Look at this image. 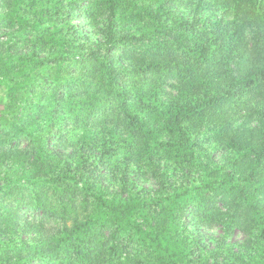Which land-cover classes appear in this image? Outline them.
<instances>
[{"label":"trees","instance_id":"trees-1","mask_svg":"<svg viewBox=\"0 0 264 264\" xmlns=\"http://www.w3.org/2000/svg\"><path fill=\"white\" fill-rule=\"evenodd\" d=\"M4 1L6 4L0 5L5 7L4 15L16 9L20 27L27 26L32 19L29 16L20 18L21 13L30 12L37 20L41 17L48 19L57 16L62 7V4L47 0H27L23 4ZM188 1L87 0L85 18L90 31L82 33L85 42L92 32V17L95 15L90 5L96 3L107 6L111 13L110 30L122 21L129 27L131 34L122 37L126 48H142L144 51L141 58L144 67L138 70L132 81V90L121 101L128 124L140 130L138 142L146 150L167 155L178 167L187 164L190 169H195L203 189L195 180H186L187 186L181 185L170 196L158 201H141L137 194L126 199L125 190L111 200L98 196L94 205L83 206V222L79 220V214L68 217L67 210L62 209L65 214L60 216V224L64 233L69 231V219L74 229L71 235H61L54 243L62 246L69 257L73 252L80 255L83 251L86 256L83 264H97L104 259L125 264L133 252L151 257L153 264H208L201 256L200 245L208 248L209 245L202 242L200 232H189L183 220L184 210L192 206H188V195L193 192L201 195L202 190H209L214 195L227 193L232 197L231 202L220 200L226 211L219 212L217 208L209 211L204 206L199 214L201 218L198 220H205L207 224L212 216H217L224 232L245 231L240 220L248 212L255 213L257 218L264 214V72H245L248 64L258 66L264 57L259 24L251 36L245 33V22L240 17L233 19L234 10L224 7L236 0H218V5L223 8L219 16L205 18L198 15L205 8L203 5L208 4L207 0H202L194 10L189 9ZM252 2L258 3V0ZM77 3L78 0L67 2L68 15H73L72 9ZM187 9L188 13L184 14ZM133 27L134 32L131 31ZM69 35L62 38L63 49L58 50L51 60L56 66L70 58L73 41L80 40L78 36ZM39 47V53L44 54V42ZM75 47L82 48L83 45ZM41 54L34 53V56L43 64L51 52L48 50L46 57ZM105 61L108 71H114L107 53ZM60 69L71 72L68 65ZM159 73L173 76L177 81V95L173 100L160 102L153 99L150 89L144 88L146 78ZM230 102L237 107L233 118L227 112L219 115L217 109ZM192 121H198L212 131V139L222 145L226 154L222 162L203 150L199 135L192 136ZM152 159L149 155V160ZM168 167L165 164V168ZM199 200L203 201V198ZM230 203L235 206L233 211H227ZM193 221L196 224L195 217ZM147 225L149 228L144 229L143 226ZM76 232L80 235L76 236ZM97 235L103 237L98 244L95 242ZM24 239L20 240L23 242ZM74 239H80V245L73 247ZM110 240L114 241L111 246L108 244ZM219 240L218 248L224 245L221 238ZM236 243H226L228 256L223 259L224 264H229L232 253L239 258ZM230 246H234V250ZM259 249L261 260L254 264H264V246L257 240L254 256ZM209 250L211 248L206 251ZM92 252L96 255H89ZM17 258H22L21 253H17ZM36 259L39 257L33 254L27 264H34ZM212 262L217 264L216 257L212 256ZM64 264H71V259Z\"/></svg>","mask_w":264,"mask_h":264},{"label":"clouds","instance_id":"clouds-1","mask_svg":"<svg viewBox=\"0 0 264 264\" xmlns=\"http://www.w3.org/2000/svg\"><path fill=\"white\" fill-rule=\"evenodd\" d=\"M90 7L95 15L87 42L83 39L75 42L82 48L72 44L70 58L58 65L60 68L68 65L71 75L63 71L56 75L55 68L33 69L31 61L19 74L8 70V64L17 61L8 59L5 42L4 64L0 67V264H27L33 254L39 257L34 264H64L69 258L71 264H83L86 259L83 251L80 255L73 252L69 257L62 246L54 243L61 235H71L74 229L69 219V231L64 233L60 224V216L65 214L62 209L67 210L68 217L79 214L83 222V206L94 205L98 196L111 200L125 190L126 199L137 194L141 201H158L181 185L187 186L186 180H195L203 189L195 169L187 164L178 167L167 155L146 150L138 142L140 130L128 124L121 101L132 90L138 70L144 67L141 60L144 51L128 48L123 52V61H117L115 58L127 47L122 37L131 34L129 27L122 21L110 30L112 16L107 6L93 3ZM216 7L223 10L220 5ZM224 7L234 10L233 19L240 17L245 22L243 30L249 36L259 24L264 49V0L258 3L236 0ZM109 48L112 72L105 61V50ZM253 71L264 72V57L258 66L245 67V72ZM57 85L62 87L58 89ZM48 137L51 139L46 149ZM218 146L209 143L204 149L211 153ZM222 155L218 153L217 160L222 162ZM165 164L169 165L167 169ZM215 199L231 202L232 197L220 193ZM216 208L226 211L221 204H216ZM234 208L230 203L227 211ZM203 210L204 203L199 199L184 210L189 217V232L193 217L200 219ZM240 226L245 231L237 236L235 248L239 258L232 253L229 264H250L256 241L264 246V214L257 218L255 213L248 212L240 220ZM21 231L26 233L23 242ZM101 239L97 235L96 244ZM113 242L108 241L109 246ZM218 244L219 239L211 250H202L201 256L208 264H213L212 253L220 250ZM78 245L80 239H74L73 247ZM18 252L22 255L20 259ZM89 255L95 256L96 252ZM141 262L153 264L151 257L137 252L125 264ZM97 264L115 262L104 259ZM217 264L224 261L221 259Z\"/></svg>","mask_w":264,"mask_h":264},{"label":"rangeland","instance_id":"rangeland-1","mask_svg":"<svg viewBox=\"0 0 264 264\" xmlns=\"http://www.w3.org/2000/svg\"><path fill=\"white\" fill-rule=\"evenodd\" d=\"M18 1V4H23L27 2V0H13V3ZM50 2H57V4H62L61 10L57 16L52 18H40V20L35 19L32 16V13L30 12H24L20 14V18L30 17L32 18L30 20V24L27 26L20 27L17 23V20H19V16L16 9H13L9 14L4 15L5 7H0V67L4 64V54H5V42H7V56L8 59L11 61L15 59L17 63H9L8 64V70L16 72L17 74L24 71L25 66L31 61L33 63V69L36 68H43L45 71H51L52 68H55V74L59 75L60 72H64L65 75H71V72L62 70L58 66L53 63L52 58L56 57V52L58 50L63 49L64 40L62 39L66 34H70L69 36H78L79 39H82V33L89 32L90 27L89 24L86 22L85 14H86V3L87 0H78V3L74 5L72 9L73 15H68L66 12L67 8V2L69 0H47ZM202 0H189V9L194 10V8L199 4H201ZM208 4H204L203 8L199 15L202 18H205L207 16H213L218 17L216 15V12L221 13V10L217 8L218 0H207ZM217 2V3H216ZM6 4V2L3 0H0V5ZM57 5V6H58ZM23 6V5H22ZM173 8V7H172ZM177 9V8H175ZM178 10H180L178 8ZM188 13V9L184 10V14ZM172 15H174L172 13ZM41 36H44L43 38ZM41 37V39H38ZM28 40V41H26ZM77 40L75 39L72 44H74ZM44 42V46L46 48V51L44 54L39 53L40 47L39 45ZM78 43H75L77 45ZM128 48H125L122 50V54L117 56L115 59L117 61H123L124 55L123 52L127 51ZM48 50H50L51 54H48ZM73 51V49H72ZM71 51V52H72ZM105 52L107 53V58L111 60L110 54L112 52V49H106ZM34 53L44 55V57H47V59H44V63L40 64V61L36 59L34 56ZM71 55V53H70ZM61 60V59H59ZM63 61V60H62ZM112 61V60H111ZM47 79V77L45 78ZM146 84L144 85V88L150 89L151 93L153 94V99H157L160 102H168L170 100H173L177 93V81L174 79L173 76H168L163 73L155 74L153 76H149L146 78ZM62 87V86H60ZM57 85V88H60ZM57 109L53 108V113H56ZM219 112V115L229 113L230 118H233L235 113L237 112V107L234 102H230L225 104L224 106L217 109ZM197 126V127H196ZM211 126H214V123L211 124ZM49 127L51 128L52 125L49 124ZM190 130L192 132V136L196 137L199 135L201 137L200 143L201 146L204 149V145L209 143H215L219 146L215 148L214 151H212L210 154L212 157H214L215 160H217V154L222 153V161L226 154L223 153V147L219 142H215L212 139V131L208 130L204 127V125L198 121H192L190 125ZM51 137H48L45 139V148H48L50 143ZM162 140V138H160ZM21 142H23V138L21 139ZM221 162V160H217ZM36 178V177H35ZM35 178H33L35 180ZM201 195H195L196 192H193L192 194L188 195V206H191L192 202L194 200L203 198L204 206L207 207L209 211L214 210L216 208V204H221V201H217L215 199L216 196L219 194H213L212 191L209 190H202ZM212 193V196L209 197V193ZM220 212V211H219ZM215 216V215H214ZM210 219L209 223L207 224V221L205 220H197L196 224H191V230H194L196 232H200V234L203 236L202 242L209 245V248L203 247L200 245V248L203 251H206L213 247L214 241L221 238V243L223 242V246L220 247L219 251L212 253L213 257H216V262L219 260H223L228 256V252L226 250V243H235L237 241V236L240 232L236 231L234 234H231L230 232H224L223 225L219 223L217 220V216ZM183 220L186 222V225L189 228V217L188 215L183 216ZM150 222V221H149ZM144 229H148L149 226L146 227L143 226ZM26 233L21 231L20 239L25 238ZM169 236V234H167ZM220 241V240H219ZM199 246V243L196 242V247ZM231 250H234V246H230ZM261 249V248H260ZM260 249L257 252L256 256L254 258H251L250 264L258 263L261 260V253ZM33 264V263H30Z\"/></svg>","mask_w":264,"mask_h":264}]
</instances>
